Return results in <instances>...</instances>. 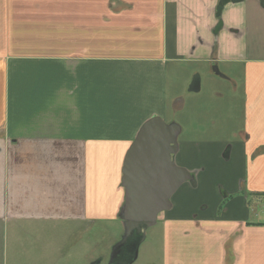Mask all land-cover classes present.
Masks as SVG:
<instances>
[{
    "label": "crops",
    "instance_id": "obj_1",
    "mask_svg": "<svg viewBox=\"0 0 264 264\" xmlns=\"http://www.w3.org/2000/svg\"><path fill=\"white\" fill-rule=\"evenodd\" d=\"M220 1L0 0V264H42L64 227L123 236L125 158L155 117L192 178L158 216L162 264H264V0ZM207 83L241 115L181 141L171 113Z\"/></svg>",
    "mask_w": 264,
    "mask_h": 264
},
{
    "label": "water",
    "instance_id": "obj_2",
    "mask_svg": "<svg viewBox=\"0 0 264 264\" xmlns=\"http://www.w3.org/2000/svg\"><path fill=\"white\" fill-rule=\"evenodd\" d=\"M239 1L243 0H221L217 16H220L226 4ZM213 71L225 78L216 66ZM180 133L177 124H166L155 117L144 124L131 145L124 163L126 199L120 214L125 233L112 248L108 264H113L124 249L135 251L136 260L147 230L157 224L160 213L171 208L170 199L179 187L192 180L188 172L174 162Z\"/></svg>",
    "mask_w": 264,
    "mask_h": 264
},
{
    "label": "rangeland",
    "instance_id": "obj_3",
    "mask_svg": "<svg viewBox=\"0 0 264 264\" xmlns=\"http://www.w3.org/2000/svg\"><path fill=\"white\" fill-rule=\"evenodd\" d=\"M223 90L224 87L221 85L214 86L207 83L203 93L196 100H189V110L186 114L178 115L174 111L171 113L185 129L181 141L185 140L187 135L190 138L210 136L222 138L229 135L219 133L220 129H227L226 122L221 120L229 118L232 112L236 113L237 117L241 115V99L240 97L234 99L235 105H233L229 98L220 99L221 97L213 95L214 92ZM183 96L187 94L183 92ZM210 128L215 129L208 130ZM215 132L219 134H212ZM65 228L67 227L58 231H47L44 236L42 264H95L99 261H102V264H108L112 248L121 239L123 231L120 222L99 223L93 225L90 232L79 231L80 229L74 227H72L74 231L70 229L69 232H65ZM160 228L162 227L159 224L158 227L147 230L145 240L140 244L137 259L133 264L163 263V234Z\"/></svg>",
    "mask_w": 264,
    "mask_h": 264
},
{
    "label": "trees",
    "instance_id": "obj_4",
    "mask_svg": "<svg viewBox=\"0 0 264 264\" xmlns=\"http://www.w3.org/2000/svg\"><path fill=\"white\" fill-rule=\"evenodd\" d=\"M135 251L124 249L114 260L113 264H133Z\"/></svg>",
    "mask_w": 264,
    "mask_h": 264
},
{
    "label": "flooded vegetation",
    "instance_id": "obj_5",
    "mask_svg": "<svg viewBox=\"0 0 264 264\" xmlns=\"http://www.w3.org/2000/svg\"><path fill=\"white\" fill-rule=\"evenodd\" d=\"M138 238H139V237H137V238L135 239L136 242H137ZM128 247H129V246H128ZM128 247H127V248H128ZM95 264H101V263L98 262V263H95Z\"/></svg>",
    "mask_w": 264,
    "mask_h": 264
}]
</instances>
